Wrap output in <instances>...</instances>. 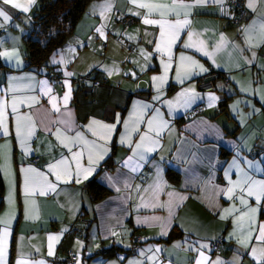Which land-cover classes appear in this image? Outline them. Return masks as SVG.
I'll list each match as a JSON object with an SVG mask.
<instances>
[{
    "label": "crops",
    "instance_id": "obj_1",
    "mask_svg": "<svg viewBox=\"0 0 264 264\" xmlns=\"http://www.w3.org/2000/svg\"><path fill=\"white\" fill-rule=\"evenodd\" d=\"M37 2L0 0V264H264V0H245L239 25L217 0L163 16L139 5L173 0H91L33 68L22 33ZM145 19L188 23L162 35ZM210 69L227 82L202 92ZM90 72L105 82L74 83Z\"/></svg>",
    "mask_w": 264,
    "mask_h": 264
},
{
    "label": "trees",
    "instance_id": "obj_2",
    "mask_svg": "<svg viewBox=\"0 0 264 264\" xmlns=\"http://www.w3.org/2000/svg\"><path fill=\"white\" fill-rule=\"evenodd\" d=\"M89 1L91 0H38L31 22L22 33L28 67L40 68L46 65L52 53L61 48L66 39L72 35ZM88 74L91 77L90 81L98 80L92 72ZM86 82L88 81L80 82L77 86H83ZM104 82L105 80H101V83L99 81L100 84ZM86 188L92 201L100 200L107 193L106 189L95 179L89 180L86 183ZM1 191L2 179L0 176V194ZM103 252L105 253V251ZM106 253L108 254V252Z\"/></svg>",
    "mask_w": 264,
    "mask_h": 264
},
{
    "label": "built area",
    "instance_id": "obj_3",
    "mask_svg": "<svg viewBox=\"0 0 264 264\" xmlns=\"http://www.w3.org/2000/svg\"><path fill=\"white\" fill-rule=\"evenodd\" d=\"M222 10L224 14V17L228 21L229 24L231 25H239L241 24L248 12L245 4V0H223V3L221 4ZM132 19L129 17H124V18H119L118 22L123 25H128L131 23ZM3 32V27H0V34ZM52 79L55 81L59 82V78L56 74L51 75ZM90 75L89 74H83V75H78L75 78H73L74 83L78 84L80 82H85V81H90ZM223 79L225 82H227V78L225 76H222V74L216 70V69H210L208 72L205 74L201 75L197 79V88L202 91V92H210L215 90V81L217 79ZM93 86H97L99 84L98 80H93L92 81ZM203 109V105L199 104L193 108V114H199L201 113ZM38 161L37 158L33 160L34 163ZM82 216H79V219H81ZM138 241L135 240V243L131 245L130 250H134L136 247V242ZM220 243V240L212 244V247L216 248V246ZM74 256L71 253H68V257L66 259L67 263H72L74 261Z\"/></svg>",
    "mask_w": 264,
    "mask_h": 264
},
{
    "label": "snow or ice",
    "instance_id": "obj_4",
    "mask_svg": "<svg viewBox=\"0 0 264 264\" xmlns=\"http://www.w3.org/2000/svg\"><path fill=\"white\" fill-rule=\"evenodd\" d=\"M133 2L135 3L136 0H133ZM198 3H203L204 0H197ZM218 3H223V0H217ZM3 3L4 4H11L13 7L15 8H22L23 11L27 12L29 10V6L34 4L35 3V0H28V5H22L20 3H17L16 0H3ZM110 6V5H108ZM140 7L142 8H148L149 11H160L161 15H165L167 11H172V10H176L177 8L179 7H184V8H187L189 7L188 5H183L182 2L178 3L177 0H173V5L171 6H168V5H160V4H144V3H141L139 5ZM253 6V3H252V0H250L249 2V7H252ZM138 15V13H136ZM0 17H3L5 20H8L9 19V16L7 15V13L5 11H3L2 9H0ZM144 23L145 24H155V23H159L160 26H161V33L163 35L164 33V28L165 26L167 25V27L172 30V35L175 34V30L180 28V27H183L185 24L188 23L187 20H184V21H180V20H177L175 22V24H168L167 21H155V20H149V19H145L144 20ZM262 28H264V25H262ZM97 31H100V29H98ZM158 48H159V45H158ZM11 55L10 53H0V56H9ZM67 75H71V73H68ZM158 79H163V77H160ZM211 96V94H209ZM65 102L67 101L68 99V94L66 93L65 94ZM212 99H215V97H212ZM93 123H96L95 121H93ZM106 129H108L109 131H111L115 125H105L104 126ZM0 128H3L5 130V133H6V127H5V120H4V116H3V113L0 112ZM79 135V133L77 134ZM137 147L139 148L140 145L138 144ZM151 150V149H149ZM104 151L106 152L107 150L104 149ZM78 155V154H77ZM103 159V156H99V158L96 160V161H93L91 159V156H90V164H93V163H99V160H102ZM86 171H90V170H86ZM259 185H260V190L261 191H264V182H258ZM257 182H251L250 184V187H249V192L248 194L249 195H252L253 194V188L256 186ZM231 191V190H229ZM244 202V201H242ZM256 211L255 208H250L249 209V213L250 214H254ZM6 229H5V234H6ZM260 232H261V236H258L257 239H262L264 238V225H261L260 227ZM3 235L4 234H0V243H2V240H3ZM243 243V241H242ZM3 252V249L2 247H0V254H2ZM256 253V249H253V254L255 255ZM49 254L51 255V252H49ZM261 255H264V250L261 251ZM18 264H20V262H18Z\"/></svg>",
    "mask_w": 264,
    "mask_h": 264
}]
</instances>
